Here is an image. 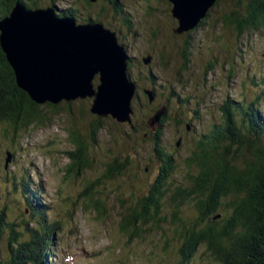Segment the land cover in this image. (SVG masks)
<instances>
[{
    "label": "rangeland",
    "instance_id": "374dc122",
    "mask_svg": "<svg viewBox=\"0 0 264 264\" xmlns=\"http://www.w3.org/2000/svg\"><path fill=\"white\" fill-rule=\"evenodd\" d=\"M39 1L42 7L51 4V0ZM109 1L97 0L86 7L87 0H62L58 7H76L82 19L91 14L93 22L115 32L119 43L128 49L133 60L129 78L137 86L132 124L93 115V99L62 102L56 110L48 104L39 105L46 126L33 124L18 134L9 123L1 122L0 210H4V221L16 222L19 227L15 229L27 238L25 223L32 229L40 218L33 217L25 195L29 191H24L21 181L31 184V193L36 187L44 189L49 208L46 223L62 224L55 232L53 248L59 254L49 260L50 264H178L182 241L172 240L175 226L167 204L163 213L167 220L160 225L161 230L150 224L137 239L120 229L126 210L134 206L136 196L148 192L160 170L153 144L143 133L135 135L134 129L150 121L149 132L163 133L164 151L173 153L176 160L169 180L175 185L184 182L189 172L187 159L212 126L222 123L221 107L227 99L251 103L260 96L259 106L264 110V28L239 35L223 21L225 15L237 10L239 0H220L205 25L201 22L184 33L177 32L179 22L169 0H119V15ZM123 14L129 16L132 29L120 22ZM151 89L157 95L152 101L145 92ZM166 108L167 118L163 115L156 122ZM98 118H102L103 129L94 144L88 135ZM75 126L85 134L93 159L92 166L79 176L70 159L76 149L71 135ZM243 153L250 154L248 149ZM9 154L11 161L7 163ZM120 155L129 157L130 166L115 179L105 180L107 164ZM91 185L95 199L101 198L106 211L98 212L92 202L85 201ZM196 214L191 203L181 207L184 220H193ZM8 238L6 230L0 239L1 259L7 257ZM190 264L215 263L200 248Z\"/></svg>",
    "mask_w": 264,
    "mask_h": 264
},
{
    "label": "trees",
    "instance_id": "16d2710c",
    "mask_svg": "<svg viewBox=\"0 0 264 264\" xmlns=\"http://www.w3.org/2000/svg\"><path fill=\"white\" fill-rule=\"evenodd\" d=\"M61 1L51 0L50 5L42 7L39 0H0V21L11 14L18 2L28 10L54 7L61 16H72L81 24L93 21L91 14L82 19L76 7L60 9L58 5ZM219 2L220 0L216 5ZM91 3L92 0H87L85 6L91 7ZM109 3L119 15L120 10L116 8L121 6L119 0H110ZM211 11L201 25L206 24ZM128 18V15L123 14L119 20L132 29ZM223 21L233 26L239 35L263 29L264 0H239L237 10L225 15ZM132 61L130 57V62ZM261 87L264 89V86ZM260 99L258 96L251 103L226 100L221 107L222 123L212 126L210 132L197 142V151L186 161L189 168L187 178L177 185L169 180L175 172L176 160L173 153L164 151L163 133L160 130L149 132L150 121H144L136 128L134 125V134L143 133V137L146 139L147 136L153 144L160 170L148 192L136 196L134 206L128 208L122 216L121 231L130 238L141 239L146 226L153 224L160 229V225L167 220L163 215L167 204L172 210L171 224L175 226L172 240L182 241L178 264H190L200 248H204L215 264H264V110L259 106ZM178 101L185 102L181 99ZM48 106L55 110L58 108V105ZM38 108L39 105L33 103L18 87L15 72L7 61L0 42V123H9L14 134L33 124L46 126L47 119ZM165 111L160 112L161 118L163 115L167 118L168 108ZM158 112L159 110L155 115ZM101 120L102 118H98L94 122L88 135L94 144L97 143L98 133L103 129ZM71 135L76 147L70 153L71 168L77 172L70 170L79 176L92 166L93 159L89 156L90 146L85 134L80 133L75 126ZM245 149L250 154L243 153ZM130 164L129 157H114L106 166L105 180L115 179ZM21 185L25 192L30 193L26 192L25 195L33 217L40 219L35 220L37 226L32 229L25 223L24 232H28L25 238L23 233L15 229L16 226L19 227L16 222L4 221V210H0V239L4 231L8 230L9 234L7 257L0 258V264H50L49 260L59 254V250L53 248L56 244L55 232L60 230L62 224L60 221L46 223L49 208L46 207L42 187H36L34 193H31V184L23 179ZM94 185L89 186L91 189L86 193L85 201L92 202L98 212L106 211L101 198L95 199ZM230 196L232 199L228 201ZM186 203H191L197 213L193 220L181 217V207Z\"/></svg>",
    "mask_w": 264,
    "mask_h": 264
},
{
    "label": "water",
    "instance_id": "95a60500",
    "mask_svg": "<svg viewBox=\"0 0 264 264\" xmlns=\"http://www.w3.org/2000/svg\"><path fill=\"white\" fill-rule=\"evenodd\" d=\"M169 1L179 22L177 32L184 33L199 26L219 0ZM0 32L17 85L33 103L57 106L93 99V115L132 124L137 86L129 78L128 51L115 32L93 21L79 24L54 7L28 10L19 2L0 21ZM147 95L154 100L153 91ZM160 120L158 115L155 121Z\"/></svg>",
    "mask_w": 264,
    "mask_h": 264
},
{
    "label": "bare ground",
    "instance_id": "6f19581e",
    "mask_svg": "<svg viewBox=\"0 0 264 264\" xmlns=\"http://www.w3.org/2000/svg\"><path fill=\"white\" fill-rule=\"evenodd\" d=\"M57 13L59 14V10L57 11ZM60 16H61V14H59ZM68 17H70V16H68ZM72 17V16H71ZM73 19H75L74 17H72ZM76 20V19H75ZM77 22H78V20H76ZM79 23V22H78ZM79 24H81V23H79ZM128 53H129V51H128ZM130 55V54H129ZM130 61H129V66H130ZM130 69V68H129ZM130 71V70H129Z\"/></svg>",
    "mask_w": 264,
    "mask_h": 264
}]
</instances>
